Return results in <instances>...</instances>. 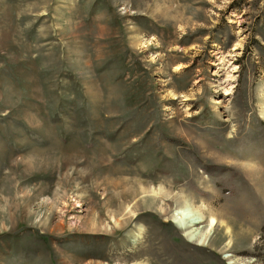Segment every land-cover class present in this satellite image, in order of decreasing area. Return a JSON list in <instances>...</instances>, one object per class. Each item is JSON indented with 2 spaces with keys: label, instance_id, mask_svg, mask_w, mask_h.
<instances>
[{
  "label": "rangeland",
  "instance_id": "1",
  "mask_svg": "<svg viewBox=\"0 0 264 264\" xmlns=\"http://www.w3.org/2000/svg\"><path fill=\"white\" fill-rule=\"evenodd\" d=\"M0 264H264V0H0Z\"/></svg>",
  "mask_w": 264,
  "mask_h": 264
},
{
  "label": "bare ground",
  "instance_id": "2",
  "mask_svg": "<svg viewBox=\"0 0 264 264\" xmlns=\"http://www.w3.org/2000/svg\"><path fill=\"white\" fill-rule=\"evenodd\" d=\"M225 95L227 96L229 95V93H226ZM190 212L191 211L189 205H187L186 203L183 204L180 209L176 210L174 221L190 242L206 246L209 242L208 239L211 235L212 230L217 226V220L214 218H210L208 220L207 230H205L206 232H203L202 230H200V226L204 222L197 216L189 217ZM204 227L206 226H203V228Z\"/></svg>",
  "mask_w": 264,
  "mask_h": 264
}]
</instances>
